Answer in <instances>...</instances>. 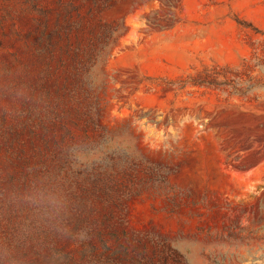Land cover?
<instances>
[{
  "label": "rangeland",
  "instance_id": "1",
  "mask_svg": "<svg viewBox=\"0 0 264 264\" xmlns=\"http://www.w3.org/2000/svg\"><path fill=\"white\" fill-rule=\"evenodd\" d=\"M95 1L0 0V201L41 211L25 209L27 229L0 226V264L42 244L45 258L48 245L72 256L41 264H264V0H181L178 12ZM105 22L121 34L101 50ZM40 83L54 98L91 92L105 141L81 144L65 115L46 139L61 142L64 125L65 143L88 150L34 176L43 131L24 125ZM79 215L94 253L54 239Z\"/></svg>",
  "mask_w": 264,
  "mask_h": 264
},
{
  "label": "trees",
  "instance_id": "2",
  "mask_svg": "<svg viewBox=\"0 0 264 264\" xmlns=\"http://www.w3.org/2000/svg\"><path fill=\"white\" fill-rule=\"evenodd\" d=\"M145 1L147 0H135L134 6L145 3ZM160 1L167 9L175 12H178L180 10L181 0ZM94 7L96 8V10H107L111 7V1L105 0L102 3H100L99 1H95ZM148 23H150V21H148ZM102 28L104 32H106V38L104 39V41H102L103 43H100V48L101 50H107V47H109V42L111 40L115 41L117 39V36L121 34V28L119 27V24L113 26L106 22L102 24ZM46 38L47 41L50 39V37L48 36ZM48 44H50L49 41L48 43H46V39L43 35L40 37H34V47L36 49L35 55L37 57L36 61L38 63L43 62V56L45 51L47 50ZM101 52H99L98 55H100ZM97 59V57H89L87 61L90 63H95ZM79 63L83 67L86 66V63L83 59H80ZM42 84L43 83H40L38 84V86L43 90V93L42 95H39V98L34 102L31 109L29 110V120L27 121L28 124L24 125L28 126L29 133L32 137H39V135L37 134V130L39 128H41L43 131L40 135L43 147H34L32 159H30V162L33 160V163L35 164H33L34 166L31 168V172H33L34 176L39 175L40 166H48L46 165L47 163H55V165H59L60 168H64L65 165H67L72 159V157H78V152L80 150H88L89 145H71V147L70 145H67L65 143L64 138L66 134H69V132L64 125L60 126L63 131L61 142H55L53 145H50L49 141L46 139V135L50 130L49 125L65 115H72L73 113H75V115L78 116L79 122L77 123V125L83 127L84 132L83 141L81 144L91 142L93 146H98L105 141L103 135L99 133L100 130L94 120V103L91 92L87 91V95L81 96L82 98L71 96L69 97V99H67L66 95H64L63 97L58 96L54 98V95H50V91L48 89H45ZM85 86V82H81L79 85L80 88H84ZM89 88L92 89L91 87ZM90 131L92 132V136H90ZM28 175L29 174H25V178ZM15 202L19 203V201L16 199V195L14 198L8 201H0V226L8 225L9 227L12 226L14 229H27V220L29 219V217L23 218L26 212L25 209L29 210V212L26 214L28 216L29 214H31V212L34 215H39L41 211L33 212L29 208H23V206L12 207ZM76 218L78 223L74 226L69 223L60 227H54V230L56 231L54 239L63 237L67 239V241L79 242L83 248L80 252H83V254L96 252L97 249L94 246H92L90 243L87 244V242L95 234L93 226L87 223V218L82 217V215L76 216ZM17 247L23 249L25 247V244L20 243ZM46 247L47 245L42 244L39 250L37 249L36 251H23L21 257H19V255L15 257L12 256V259L14 260L11 264H41L40 262H46L50 259L55 260V257L69 258L70 256H72V254L65 252L64 247L56 248L50 247L48 245L47 252L50 257L45 258L44 250H46ZM5 253H1V255H4ZM28 257H32V259H29Z\"/></svg>",
  "mask_w": 264,
  "mask_h": 264
},
{
  "label": "clouds",
  "instance_id": "3",
  "mask_svg": "<svg viewBox=\"0 0 264 264\" xmlns=\"http://www.w3.org/2000/svg\"><path fill=\"white\" fill-rule=\"evenodd\" d=\"M47 201L52 204L53 206L56 204V198L55 196H49L47 197Z\"/></svg>",
  "mask_w": 264,
  "mask_h": 264
},
{
  "label": "water",
  "instance_id": "4",
  "mask_svg": "<svg viewBox=\"0 0 264 264\" xmlns=\"http://www.w3.org/2000/svg\"><path fill=\"white\" fill-rule=\"evenodd\" d=\"M132 7V0H129V5H128V8H127V11H129Z\"/></svg>",
  "mask_w": 264,
  "mask_h": 264
}]
</instances>
